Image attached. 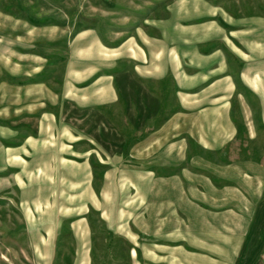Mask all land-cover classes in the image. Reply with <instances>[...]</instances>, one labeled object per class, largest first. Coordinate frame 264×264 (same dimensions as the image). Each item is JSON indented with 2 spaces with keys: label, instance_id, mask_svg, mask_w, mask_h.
<instances>
[{
  "label": "crops",
  "instance_id": "1",
  "mask_svg": "<svg viewBox=\"0 0 264 264\" xmlns=\"http://www.w3.org/2000/svg\"><path fill=\"white\" fill-rule=\"evenodd\" d=\"M244 1L172 0L120 25L18 32L0 106V166L17 188L24 165L49 169L54 133L69 135L70 166L106 141L144 156L130 165L144 179L127 222L100 214L113 242L50 250L74 264H264V0Z\"/></svg>",
  "mask_w": 264,
  "mask_h": 264
},
{
  "label": "rangeland",
  "instance_id": "2",
  "mask_svg": "<svg viewBox=\"0 0 264 264\" xmlns=\"http://www.w3.org/2000/svg\"><path fill=\"white\" fill-rule=\"evenodd\" d=\"M170 1L0 0V106L1 83L7 82L1 72L7 64L10 71L17 67V34L27 24L57 26L56 33L98 23L120 25L128 19L150 14L157 6ZM246 1L244 4L251 8L257 5V0ZM53 30L49 31L54 34ZM49 31L41 33L47 35ZM28 37L32 40L33 34ZM8 94L9 97L13 94V98L17 95L13 91ZM1 126L0 119V131ZM127 126L126 131H120L123 135L128 133ZM63 137L54 133L53 146L41 154L42 164L51 162V166H44L48 170L34 171L37 167L34 164L23 166L20 189L12 182V171L2 170L0 166V264H74L73 251L50 250L53 245L85 243L89 238L95 244L112 243L114 239L108 234L101 212L110 220L113 217L123 224L127 222L129 202L140 193L135 185L144 179V172L132 171L130 165L143 166L144 156H130L128 144L123 140L118 141L120 148L110 147L113 142L106 141L103 151L89 142L95 148L88 155L93 160L91 164L70 166L65 159L71 151L65 145L70 144V138ZM85 216L91 227L87 237L81 221Z\"/></svg>",
  "mask_w": 264,
  "mask_h": 264
}]
</instances>
